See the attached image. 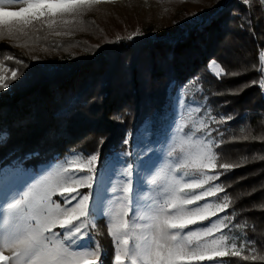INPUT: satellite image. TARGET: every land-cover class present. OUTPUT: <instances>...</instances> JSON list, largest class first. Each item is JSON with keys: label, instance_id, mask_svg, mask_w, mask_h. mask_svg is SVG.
Returning <instances> with one entry per match:
<instances>
[{"label": "trees", "instance_id": "obj_1", "mask_svg": "<svg viewBox=\"0 0 264 264\" xmlns=\"http://www.w3.org/2000/svg\"><path fill=\"white\" fill-rule=\"evenodd\" d=\"M208 7L190 34L123 35L119 41L115 36L53 67L22 59L16 55L22 54L15 51L19 47L0 44V60L11 56L18 66V78L0 93V169L13 162L62 159L78 150L96 153L102 166L143 124L153 132L167 124L179 88L195 80L198 98L225 121L217 164L234 165L220 179L229 195L228 213L245 240L235 258L238 264H264V90L259 86L264 77L258 71L264 0H217ZM42 32L33 40L59 41ZM212 61L238 74L217 77ZM253 254L258 258L251 259ZM245 255L250 258L244 260Z\"/></svg>", "mask_w": 264, "mask_h": 264}, {"label": "snow or ice", "instance_id": "obj_2", "mask_svg": "<svg viewBox=\"0 0 264 264\" xmlns=\"http://www.w3.org/2000/svg\"><path fill=\"white\" fill-rule=\"evenodd\" d=\"M100 2L0 0V40H17L21 35H27L29 29H36L37 25L40 29L49 30L68 28L74 20L65 17H78L92 4ZM244 2L249 3V0ZM15 5L22 6L11 10ZM55 34L68 33L55 31ZM141 34L139 31L133 33ZM133 35L127 39H132ZM120 39L117 37V41ZM258 59V71L264 77V51H260ZM16 63L23 64V61L17 60ZM210 67L219 69L215 72L217 77L238 74L229 73L216 61H212ZM4 71L7 69L0 61V90L9 88ZM17 78L18 73L13 71L9 81ZM259 86L264 90V79L259 81ZM214 119L209 117L192 130L202 133V138L191 141L186 137L178 148L169 153L180 155V166L162 168L156 176L145 181L149 186L148 192L134 189L132 169L124 174L125 183L118 190L112 189L119 192L115 206L108 213L106 225L113 240L112 264H193L194 261L205 260L213 264H231L217 257H239L244 251L243 247L236 246L235 238L229 248V236L221 231L237 227L238 221L232 223V214L226 212L230 200L225 188L212 183L222 174L215 171L219 159L215 149L223 143L219 129L210 126ZM214 132L221 136L219 141L213 138ZM98 159L96 154L87 157L74 155L54 172L0 204L3 215V223H0V264H105L102 259L105 251L92 240L98 231L91 211L93 196L80 191L82 188H93L98 182L95 167ZM233 167L229 163L219 164V168L225 171ZM183 175L187 179H181ZM206 184L208 187H205ZM218 192L224 193L219 198L222 202L205 200L203 204L196 203ZM55 195L63 197V201L54 200ZM218 213L225 214L220 216ZM210 217L216 219L210 220ZM204 220H210V223L201 224ZM191 225L198 227L192 228ZM213 233L219 235L214 236ZM89 240H92L91 244ZM5 251L10 255H5ZM249 258L247 255L243 257L244 260ZM257 258L255 254L251 256L253 260Z\"/></svg>", "mask_w": 264, "mask_h": 264}, {"label": "rangeland", "instance_id": "obj_3", "mask_svg": "<svg viewBox=\"0 0 264 264\" xmlns=\"http://www.w3.org/2000/svg\"><path fill=\"white\" fill-rule=\"evenodd\" d=\"M190 1L199 2V4L186 1L182 5L173 6L157 0H101L100 3L92 4L87 11L78 17H65L74 20L68 28L49 30L47 28L40 29L37 25L36 29H29L27 35H21L17 40L4 38L2 40L9 41H0V44H3L4 47H7L5 45L19 47L20 50L15 51H22V54L16 53V55H21L22 59L32 58L34 64L45 62V64H52L53 67V64L55 65L68 57L76 55L81 49L87 50L92 45L98 46V44L115 36H130L137 31L142 34L133 35V37L150 35L159 38L179 31L190 34L195 31L194 26L203 19L204 11L217 0ZM20 6L22 5L12 6L11 10H17ZM42 31L51 32V35L59 41H34L36 34ZM55 31L68 34L56 35ZM76 37H78V40L73 41ZM18 44L25 46L20 47L17 46ZM0 61H3L4 67L7 69L3 72V75L5 76V82H9V88H11L12 82L16 80L9 81V78L13 71L18 72V66L15 67L12 59L3 60L2 58ZM211 69L214 73L219 71L218 68L211 67ZM200 91V84L195 80H190L181 86L174 98L173 108L168 114L169 122L155 132L149 130L150 125L143 124L132 140L128 138L127 147L124 150L111 155L102 166H98L97 161L95 167L98 182L93 188L80 189L81 192L91 193L93 196L94 202L91 211L94 214L98 231L96 235L92 236V240L98 242L105 251L106 255L102 257L105 264H112L113 259V240L106 227L108 213L115 206L116 197L119 195L118 191L113 192L112 189L116 188L118 190L125 183L126 176L124 174L128 169L133 170L134 189H143L148 192L149 186L145 181L156 176L162 168L180 166V155L178 153L169 155V153L174 148H178L180 142L186 137L191 141L202 138V133L192 131L199 126L201 121H207L209 117H214L215 119L210 122V126L214 129L223 126L224 119L211 115L206 99L200 100L198 98L197 95ZM1 92L2 90H0ZM217 121H220V123H217ZM218 136L216 132L213 133V138L217 141H219ZM215 151H217V148ZM77 154L85 157L89 156L78 150L64 156L62 159L49 158L25 165L21 162H13L3 166L0 169V204L10 200L30 184L54 172L62 162ZM215 171L223 173V169L219 168L218 164ZM221 175H219L218 180L212 183L221 184L225 188L220 179ZM181 179H187V176L183 175ZM205 187H208V185L206 184ZM196 191H200V189ZM223 196V192H218L215 196H207L204 200L196 203L203 204L205 200L210 203H220L222 200L219 198ZM227 196L229 198L228 193ZM53 199L57 202L63 201V197L59 195L53 196ZM193 206L189 205V207ZM226 212H228V209ZM224 214L218 213L220 216ZM214 219L216 217H210V220ZM210 220H204L200 223L208 225ZM231 222L235 224L233 219ZM0 223H3L2 213H0ZM190 227L196 228L198 225H191ZM56 231L59 232L60 229L57 228ZM221 231L226 232L229 236V248H231L233 238H235L238 248H245L244 232L239 226L233 227L230 231L228 229H222ZM213 235L218 236L219 233H213ZM92 240H89L88 243L91 244ZM5 255H10V253L5 251ZM217 259L226 261L235 259L234 264H238L237 259L232 256L217 257ZM193 264H213V262L207 260L194 261Z\"/></svg>", "mask_w": 264, "mask_h": 264}]
</instances>
